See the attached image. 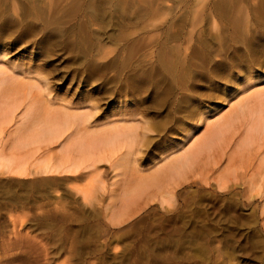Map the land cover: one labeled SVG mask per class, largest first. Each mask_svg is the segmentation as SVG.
I'll return each instance as SVG.
<instances>
[{
  "label": "rangeland",
  "instance_id": "1",
  "mask_svg": "<svg viewBox=\"0 0 264 264\" xmlns=\"http://www.w3.org/2000/svg\"><path fill=\"white\" fill-rule=\"evenodd\" d=\"M0 68L56 115L143 118L146 171L264 87V0H0ZM15 120L0 132V156L14 157L0 168V264H264L255 192L228 207L213 181L173 177L127 205L125 169L48 170L66 138L11 149Z\"/></svg>",
  "mask_w": 264,
  "mask_h": 264
},
{
  "label": "bare ground",
  "instance_id": "2",
  "mask_svg": "<svg viewBox=\"0 0 264 264\" xmlns=\"http://www.w3.org/2000/svg\"><path fill=\"white\" fill-rule=\"evenodd\" d=\"M163 59L159 57V63L166 72L172 74L176 63ZM5 73L0 68L1 86L11 83L14 88H18L24 84ZM28 85L27 87L38 88L33 83ZM31 92L0 91V132L17 117L14 129L9 134L12 136L11 149L53 143L65 137L61 144L60 161L48 170L76 172L83 166L89 167L102 160L109 167L125 169L127 173L121 200L127 205L135 202L141 195L150 194V189L169 190L173 177L182 178L181 182L193 178L203 183L213 181L219 190L228 191L220 192L219 199L228 207L245 204L254 192V196L263 197L260 215L264 218V87L252 93L249 91L247 97L238 100L227 114L210 119L200 139L186 142L187 145L181 146L180 150L166 155L162 164H156L146 171L139 169L135 163L134 148L146 146L151 127L143 118H137L136 113L132 115L135 117L130 115L126 118L128 116L125 114V118H111L113 120L104 121L100 127H95L93 120H90L92 116L89 110L72 113L64 108L56 115L50 107L40 105L37 102L39 95L35 97ZM24 100L23 109L19 115H15ZM191 111L193 110L190 109L189 113ZM200 118L203 119L199 116L198 120ZM178 120V127L181 128L183 121ZM196 125L191 126L192 129ZM189 133L187 131L183 135V140H187ZM27 153L25 154L28 155ZM13 160L14 157L0 156V168L8 166ZM43 163L47 168L48 162L43 160ZM23 166L24 164L19 165L21 169ZM234 185L239 186L238 191L234 190Z\"/></svg>",
  "mask_w": 264,
  "mask_h": 264
},
{
  "label": "crops",
  "instance_id": "3",
  "mask_svg": "<svg viewBox=\"0 0 264 264\" xmlns=\"http://www.w3.org/2000/svg\"><path fill=\"white\" fill-rule=\"evenodd\" d=\"M4 84H8V85H3V86L0 85V91H13V90H14V91H18V90H19V91H23V89H25L26 91H28V90H31V89H34V88H35V87H27V86H29L28 84H27V85H26V84H22V85H19V86L16 85V86H18V88H17V87L14 88V87H13L14 85H11V83H4ZM5 86H6V87H5ZM21 87H22V88H21ZM16 89H18V90H16ZM25 90H24V91H25ZM31 94H32V95H36L35 97L38 96V94H37L36 92H33V91L31 92ZM5 127H7V125H5L4 128H5ZM8 127H9V126H8ZM8 127H7V128H8ZM4 128H3V129H4ZM2 131H3V130H2ZM7 134H9V132H5V137H6V136H9V135H7Z\"/></svg>",
  "mask_w": 264,
  "mask_h": 264
}]
</instances>
